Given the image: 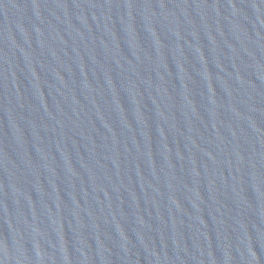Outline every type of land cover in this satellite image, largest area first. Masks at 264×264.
Returning <instances> with one entry per match:
<instances>
[{"label": "water", "instance_id": "1", "mask_svg": "<svg viewBox=\"0 0 264 264\" xmlns=\"http://www.w3.org/2000/svg\"><path fill=\"white\" fill-rule=\"evenodd\" d=\"M0 264H264V0H0Z\"/></svg>", "mask_w": 264, "mask_h": 264}]
</instances>
